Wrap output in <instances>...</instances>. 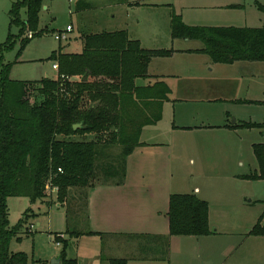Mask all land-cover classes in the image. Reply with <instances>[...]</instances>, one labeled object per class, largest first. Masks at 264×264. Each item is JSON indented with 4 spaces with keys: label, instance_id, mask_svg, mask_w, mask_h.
I'll return each mask as SVG.
<instances>
[{
    "label": "trees",
    "instance_id": "obj_1",
    "mask_svg": "<svg viewBox=\"0 0 264 264\" xmlns=\"http://www.w3.org/2000/svg\"><path fill=\"white\" fill-rule=\"evenodd\" d=\"M43 7L44 0L14 1L10 21L19 31L17 34L10 31L0 45V264H31L25 251L11 250L13 239L21 240L18 233L31 217V208L11 226L9 197H28L35 203L49 196L51 186H55L58 201L63 205L73 187H87V199L89 190L100 183L122 184L126 179L127 158L139 145L143 127L161 119L163 103L170 93V88L162 81L143 86L137 80L147 77L153 57L171 56L174 49H146L139 40L132 39L127 30L86 33L82 53L54 51L49 59L59 63L60 74L65 75V79H12L13 64L5 62V52L19 41L21 53L35 38L26 34L29 30L37 32ZM258 7L264 11V5L258 4ZM22 8L27 11L25 20L20 15ZM171 34L174 39L202 41L204 47L194 52L209 55L214 63L264 62V25H189L172 9ZM86 74L95 80L83 81ZM77 76H81V80L68 79ZM34 91L41 97L39 101L31 100ZM86 99L90 104L84 107ZM234 101L264 103L248 99ZM147 110H151L150 116L145 113ZM77 124L81 126L75 128ZM238 126L264 128V122L249 121L233 127ZM94 132L97 135L107 132L111 137L103 143L74 138ZM116 142L122 145L121 153L116 156L107 153V148ZM253 149L259 168L243 178L264 180V142L255 143ZM105 157L110 161L105 162ZM101 175L104 179L95 182ZM209 209V203L196 193L172 194L168 212L170 234L158 237L160 241L153 245L159 248V255L152 253L151 241L144 239H139V254L144 255V259H166L170 236L214 233ZM66 233L70 237L96 234L91 229L71 230L68 211ZM248 235L264 237V211ZM56 237L63 243L59 255L61 264H81L77 258L67 256L68 239ZM102 259L109 264H128L129 261L126 256L107 257L103 253Z\"/></svg>",
    "mask_w": 264,
    "mask_h": 264
},
{
    "label": "rangeland",
    "instance_id": "obj_2",
    "mask_svg": "<svg viewBox=\"0 0 264 264\" xmlns=\"http://www.w3.org/2000/svg\"><path fill=\"white\" fill-rule=\"evenodd\" d=\"M16 0H0V45L4 43L11 31L17 34V25H11L10 10ZM264 4V0H47L49 9L41 15V21L37 32L29 30L27 36L33 38L27 46L19 53L20 42L17 41L14 48L5 52V62L12 63L11 78L16 80H40L42 78H56L59 74L53 68L57 61L49 59L54 51L61 48L68 49L69 38H74L79 34L108 31L112 29H127L131 37H141L142 44L148 48L169 49V48H200L204 44L200 40L180 38L175 40L171 37V11L175 9L177 13H183L190 25H253L260 27L264 25V11H260L258 4ZM238 3L239 7H214ZM45 5V4H44ZM214 5V6H212ZM41 9L40 13L43 11ZM20 15L23 20L27 18L26 8H22ZM184 20V19H183ZM74 24L75 29L68 32V39L59 41L55 35L57 32L64 31L67 25ZM30 32L33 36L30 37ZM40 33V34H39ZM39 34V35H38ZM159 60L157 64L167 65L182 72L191 74L188 80H192L198 86L207 84L210 80L221 82L219 73L213 74L208 70V64H213L211 57L207 54L188 56L183 55L171 63ZM166 61V60H165ZM260 82L258 79H251L249 86L252 90L258 89ZM225 91H222V94ZM234 92V91H233ZM238 96V93H233ZM247 94V93H243ZM248 96V95H247ZM38 93L32 92L31 100L39 101ZM89 100H84L83 106L89 105ZM220 109L230 108L243 116H251L252 122H264V108L250 105H224ZM171 117L167 120L170 121ZM235 119L233 115L231 122ZM250 120V119H249ZM168 122L161 124L159 138H164L165 131L168 129ZM244 131L242 134V146L237 148V153L232 155L234 158L227 163L219 162L213 157L208 156V163L205 170L197 164L196 176L198 179L189 181L190 186L203 184L206 188L221 195V201H226L229 205L218 206L212 210L211 227L218 230V236L206 241V250L210 255H221L215 257L220 264H264V237L249 236L248 231L255 225L258 218L264 211V205L253 203L248 205V201L255 194L264 198V183L243 181L235 178L236 174L244 172L256 156L254 149L249 146L250 142L264 140L263 133ZM110 133L101 134L89 133L87 135H76L75 139L85 141H98L100 143L109 140ZM177 140H181L180 137ZM122 145L118 142L110 145L106 152L114 156L120 154ZM109 157H105V162ZM197 159V158H196ZM229 166V169H226ZM203 171V173H201ZM232 175H231V174ZM103 175L95 182H101ZM87 187H73L69 191L66 204L57 207L59 199L57 193L35 203L28 197L12 196L8 199L10 225H15L23 216V213L31 207L30 216L34 213L32 208H42L38 216L42 225L34 223L29 227L24 226L18 233L22 240L13 239L11 243L12 251H25L30 258L31 264H57L54 257L61 253L63 243L58 244L57 231H66L64 212L68 211L69 226L72 229H86V207L85 192ZM246 194V195H245ZM246 197L248 199H246ZM52 205L49 208L48 205ZM36 205V206H35ZM222 207V208H220ZM39 210V209H36ZM39 210V211H40ZM30 219V218H29ZM34 224L35 227H31ZM61 237V235H60ZM199 237V236H197ZM62 238V237H61ZM60 238V239H61ZM105 241V240H104ZM132 242L131 246H135ZM184 244V255H207L201 249V244L197 241H188ZM195 245V249H194ZM202 246V247H203ZM103 248V243L99 238H79L68 236V254L73 257L79 249L90 250L98 253ZM113 255H129V249L123 252H113ZM234 255V256H233ZM233 256V257H232ZM61 264V263H60ZM109 264V263H106Z\"/></svg>",
    "mask_w": 264,
    "mask_h": 264
},
{
    "label": "crops",
    "instance_id": "obj_3",
    "mask_svg": "<svg viewBox=\"0 0 264 264\" xmlns=\"http://www.w3.org/2000/svg\"><path fill=\"white\" fill-rule=\"evenodd\" d=\"M44 4V9L40 13V21L42 13L49 9L47 0H44ZM230 5L243 6L238 3L212 6L227 8ZM261 5L264 4L261 3ZM179 14L183 16L185 23H191L186 20L183 13ZM246 26L255 27L253 25ZM74 29L75 25L72 24V30ZM118 30L127 29H112L108 31ZM84 35L82 33L74 38H69V52L63 50V48L60 50L63 53H82L85 45ZM131 38L139 40L142 47L146 49H154L143 46L141 37ZM179 39L175 38V40ZM201 48L203 47L169 48L174 49L173 54L165 57H153L148 66L147 77L137 80L138 84L143 86L162 81L168 85L170 93L168 99L163 103L161 119L152 124L148 123L143 127L139 145L128 156L125 181L122 184H115L114 182L100 183L89 190L85 201L86 230L91 229L96 234L82 235L80 237L99 238L101 243H103V248L101 247L98 253H92L90 250L83 248L79 249L73 258H77L81 264L109 263L108 260L102 259V253L107 257L126 256L129 258L128 264H220L215 257L218 256L219 258L221 255H210L203 243L205 244L206 241L218 236V230H214L211 227L212 210L215 207L222 205L224 207L229 204L226 201L222 202L221 195L212 191L211 188H206L203 184L190 186L189 181L198 179L194 166L200 164L202 170H205L204 167L209 162L208 156L215 158L218 161L217 164L222 162L230 165L231 163L228 161L232 158L235 159L232 155L237 153V148L243 144L242 134L244 131L253 132L257 129L258 133H263L262 130L264 128L233 127L243 122L252 121L251 116H243L230 108L220 109V106L231 104L234 106L250 105L254 106V108H264V103H238L234 101L235 99L264 101V62L209 63V72L213 74L217 71L221 82L218 83L212 79L203 86H198L192 80L186 79L191 75L188 72L157 64L159 60L171 63L177 60L179 56L204 54L194 52V50ZM251 79L259 80L258 89L252 90L250 88L249 81ZM88 80L92 82L95 78L89 77ZM222 91H225L224 93L226 94H222ZM233 93L240 94L234 96ZM145 113L148 116L152 114L151 110H147ZM233 115L235 120L231 122L230 119ZM168 117H171L170 121L167 120ZM163 122H168L169 124L162 139L158 135L161 132L160 128ZM178 137L181 140H177ZM260 142H264V140L250 142L249 146L253 150V145ZM258 168V162L255 159V162L253 161L244 172L239 174L234 172L233 176L243 181L264 183V180L243 178L244 175L258 170ZM226 169H229V166ZM184 193H196L201 199L209 203L210 227L215 232L199 237L191 235L170 236V247L166 259H144V255L141 256L139 254L140 246L138 242L134 243L135 246H131L132 242L135 240L139 241V239L149 240L151 241L149 242V248H154L152 253L159 255V248L153 247V245L160 241L158 237L170 234L168 216L170 197L172 194ZM246 199L248 198L246 197ZM262 200L264 198L253 194L252 198L247 202L248 205L245 204L244 206H251L255 202L264 205L261 202ZM48 206L49 208L52 207L51 204ZM57 207L61 208L62 206L58 204ZM41 208V206L32 208L34 213L28 220L26 227L34 223L33 219L36 225H42L38 217L41 213ZM64 214L65 223L67 224V211ZM57 235H61L63 239H68L69 236L66 231H57ZM137 235L147 236L140 238ZM188 241L202 243L200 248L204 252L206 250L207 255H184L183 243ZM125 248L129 249V255L111 254L113 252H123ZM59 255L55 257H59ZM67 256L71 257L68 252ZM39 261L40 263L38 262L37 264L43 263L41 260ZM230 264H233V262Z\"/></svg>",
    "mask_w": 264,
    "mask_h": 264
},
{
    "label": "built area",
    "instance_id": "obj_4",
    "mask_svg": "<svg viewBox=\"0 0 264 264\" xmlns=\"http://www.w3.org/2000/svg\"><path fill=\"white\" fill-rule=\"evenodd\" d=\"M70 31H72V26L71 25H68L67 26V28L64 30V31H60V32H57L56 33V35H55V37H56V39H58L59 41H61V40H67L68 39V32H70ZM33 36V33L32 32H30V37H32ZM53 68L54 69H56L57 71H58V75H57V77H56V79H59V78H61V79H65V78H67L65 75H61L60 74V71H59V63L58 62H55L54 64H53ZM68 79L69 80H81V76H77L76 78H69L68 77ZM59 171H61L62 172V170H61V168L59 169ZM53 185V184H52ZM52 188H51V193L53 192V193H57V196H58V188L57 187H55V186H51ZM60 204V203H59ZM31 227L33 228V227H35V225L34 224H32L31 225ZM58 244H60V242H58Z\"/></svg>",
    "mask_w": 264,
    "mask_h": 264
},
{
    "label": "water",
    "instance_id": "obj_5",
    "mask_svg": "<svg viewBox=\"0 0 264 264\" xmlns=\"http://www.w3.org/2000/svg\"><path fill=\"white\" fill-rule=\"evenodd\" d=\"M88 77H89V75L86 74V75H84V77L82 78V80L83 81H87L88 80ZM80 126H81L80 124H77V125H75V128L80 127ZM54 260H55V263H57V264H60L61 263V258L60 257H55Z\"/></svg>",
    "mask_w": 264,
    "mask_h": 264
}]
</instances>
